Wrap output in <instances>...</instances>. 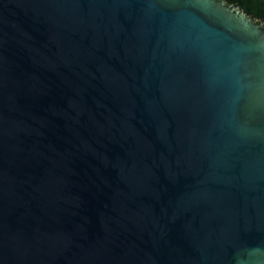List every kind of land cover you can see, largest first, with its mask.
<instances>
[{
	"label": "water",
	"instance_id": "95a60500",
	"mask_svg": "<svg viewBox=\"0 0 264 264\" xmlns=\"http://www.w3.org/2000/svg\"><path fill=\"white\" fill-rule=\"evenodd\" d=\"M0 264H264V22L0 0Z\"/></svg>",
	"mask_w": 264,
	"mask_h": 264
},
{
	"label": "trees",
	"instance_id": "16d2710c",
	"mask_svg": "<svg viewBox=\"0 0 264 264\" xmlns=\"http://www.w3.org/2000/svg\"><path fill=\"white\" fill-rule=\"evenodd\" d=\"M227 2L239 6L252 18L264 22V0H227Z\"/></svg>",
	"mask_w": 264,
	"mask_h": 264
}]
</instances>
